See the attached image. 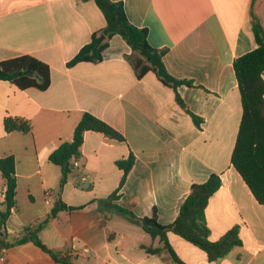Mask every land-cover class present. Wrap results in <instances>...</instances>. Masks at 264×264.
<instances>
[{
  "label": "crops",
  "instance_id": "obj_1",
  "mask_svg": "<svg viewBox=\"0 0 264 264\" xmlns=\"http://www.w3.org/2000/svg\"><path fill=\"white\" fill-rule=\"evenodd\" d=\"M121 2L131 24L148 31L149 44L165 51L169 74L190 81L177 92L153 72L138 78L126 56L132 50L114 36L100 63L69 67L107 21L95 0H0V62L31 55L49 65L46 91L19 89L0 80V157L16 162L17 207L0 226V264H63L33 242L17 244L50 215L59 198L62 170L49 157L72 141L84 113L105 121L125 139L87 131L80 168L60 195L63 210L39 232L43 244L71 264H174L141 226L116 213L172 224L194 183L218 174L206 218L212 241L238 227L242 244L210 262L199 247L172 232L171 248L185 264H264V205L231 163L243 108L236 58L256 48L251 12L264 29V0H111ZM264 78V74H263ZM177 95L182 104L177 101ZM193 116L197 118L194 120ZM6 117L29 121L32 130L6 132ZM135 157L118 199L123 171L116 162ZM0 171V215L5 212Z\"/></svg>",
  "mask_w": 264,
  "mask_h": 264
},
{
  "label": "trees",
  "instance_id": "obj_2",
  "mask_svg": "<svg viewBox=\"0 0 264 264\" xmlns=\"http://www.w3.org/2000/svg\"><path fill=\"white\" fill-rule=\"evenodd\" d=\"M95 2L103 12L107 25L92 34L90 42L84 45L68 62L69 67L82 62H102L103 53L109 47L111 39L119 35L132 50L131 55L126 56V59L133 66L138 78H143L147 73L153 72L164 85L175 92L181 85H192L190 81L178 80L169 74L164 63L165 51L149 44L147 29L131 24L121 2L111 0H95ZM251 17L256 48L234 61L243 114L231 163L249 186L257 201L264 205V29L254 13V8ZM0 80L10 81L21 90L35 88L46 91L51 85V70L48 64L39 59L31 55H22L0 62ZM177 101L182 104L178 95ZM193 118L197 121L195 116ZM4 126L8 133L13 131L28 133L32 130L31 123L21 118L6 117ZM87 131L102 133L107 138L119 142L125 141L124 137L105 121L88 112L84 113L74 130L72 141L62 142L49 157V160L62 170L59 198L50 215L36 229H27L26 235L15 242L17 244L33 242L63 264L71 263L67 257H59L49 250L40 240L39 232L52 218L57 217L59 212L83 208L67 206L60 195L70 176L77 173L80 168V166H75V162H80L83 157L82 146ZM134 162L133 155L116 162L119 169L123 171L119 189L108 199L99 200V203H109L118 199L117 193L125 184ZM0 171L6 186L4 201L6 210L0 215V226H3L11 210L17 207L15 158L13 156L0 157ZM221 185L222 181L218 174H212L204 183L192 184L188 196L180 205L177 218L167 226L160 224L156 209L151 217L143 218L117 205L113 206V210L132 223L141 226L153 239L160 238L164 243L163 248L142 246L148 254L159 256L164 251L174 264H185L170 246L167 234L172 232L203 250L210 262H217L242 244L238 227L228 231L218 241H212L210 238L211 231L207 223L206 208L211 197ZM1 245L0 258L2 247H6V245Z\"/></svg>",
  "mask_w": 264,
  "mask_h": 264
},
{
  "label": "built area",
  "instance_id": "obj_3",
  "mask_svg": "<svg viewBox=\"0 0 264 264\" xmlns=\"http://www.w3.org/2000/svg\"><path fill=\"white\" fill-rule=\"evenodd\" d=\"M75 166L79 167L80 166L79 162H75Z\"/></svg>",
  "mask_w": 264,
  "mask_h": 264
}]
</instances>
